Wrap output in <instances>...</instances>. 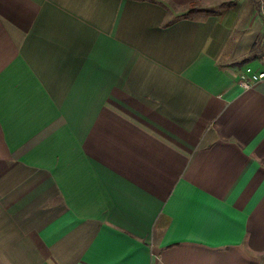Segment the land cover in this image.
I'll return each mask as SVG.
<instances>
[{
  "label": "crops",
  "instance_id": "1",
  "mask_svg": "<svg viewBox=\"0 0 264 264\" xmlns=\"http://www.w3.org/2000/svg\"><path fill=\"white\" fill-rule=\"evenodd\" d=\"M248 67L264 0H0V264H264Z\"/></svg>",
  "mask_w": 264,
  "mask_h": 264
},
{
  "label": "built area",
  "instance_id": "2",
  "mask_svg": "<svg viewBox=\"0 0 264 264\" xmlns=\"http://www.w3.org/2000/svg\"><path fill=\"white\" fill-rule=\"evenodd\" d=\"M246 71V76L240 81V85L243 89H251L256 83L264 81V71H256L251 67H248Z\"/></svg>",
  "mask_w": 264,
  "mask_h": 264
},
{
  "label": "trees",
  "instance_id": "3",
  "mask_svg": "<svg viewBox=\"0 0 264 264\" xmlns=\"http://www.w3.org/2000/svg\"><path fill=\"white\" fill-rule=\"evenodd\" d=\"M192 10H196L195 8H193Z\"/></svg>",
  "mask_w": 264,
  "mask_h": 264
}]
</instances>
